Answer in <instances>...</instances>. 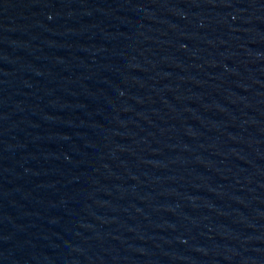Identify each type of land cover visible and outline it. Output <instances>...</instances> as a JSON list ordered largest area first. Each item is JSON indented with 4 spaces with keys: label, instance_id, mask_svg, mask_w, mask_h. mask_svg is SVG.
Wrapping results in <instances>:
<instances>
[{
    "label": "water",
    "instance_id": "obj_1",
    "mask_svg": "<svg viewBox=\"0 0 264 264\" xmlns=\"http://www.w3.org/2000/svg\"><path fill=\"white\" fill-rule=\"evenodd\" d=\"M0 264H264V0H0Z\"/></svg>",
    "mask_w": 264,
    "mask_h": 264
}]
</instances>
